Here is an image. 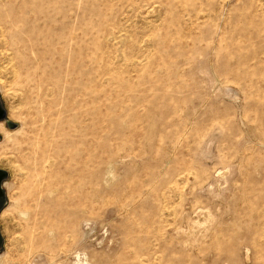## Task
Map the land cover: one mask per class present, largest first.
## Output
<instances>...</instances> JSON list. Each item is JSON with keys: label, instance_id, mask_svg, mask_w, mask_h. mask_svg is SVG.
Returning a JSON list of instances; mask_svg holds the SVG:
<instances>
[{"label": "rangeland", "instance_id": "obj_1", "mask_svg": "<svg viewBox=\"0 0 264 264\" xmlns=\"http://www.w3.org/2000/svg\"><path fill=\"white\" fill-rule=\"evenodd\" d=\"M0 264H264V0H0Z\"/></svg>", "mask_w": 264, "mask_h": 264}, {"label": "flooded vegetation", "instance_id": "obj_2", "mask_svg": "<svg viewBox=\"0 0 264 264\" xmlns=\"http://www.w3.org/2000/svg\"><path fill=\"white\" fill-rule=\"evenodd\" d=\"M5 122V125H7V120H6V114L5 111L3 110V107L0 105V123ZM3 125V124H0ZM5 178L4 174L2 173V170H0V206L3 204V191H2V181Z\"/></svg>", "mask_w": 264, "mask_h": 264}, {"label": "water", "instance_id": "obj_3", "mask_svg": "<svg viewBox=\"0 0 264 264\" xmlns=\"http://www.w3.org/2000/svg\"><path fill=\"white\" fill-rule=\"evenodd\" d=\"M7 126L10 129H15L17 127L15 124H12L10 122H7ZM2 173L4 174L5 177L7 176L6 172L2 171Z\"/></svg>", "mask_w": 264, "mask_h": 264}, {"label": "bare ground", "instance_id": "obj_4", "mask_svg": "<svg viewBox=\"0 0 264 264\" xmlns=\"http://www.w3.org/2000/svg\"><path fill=\"white\" fill-rule=\"evenodd\" d=\"M2 129H3V127H2V126H0V131H1V132L3 131Z\"/></svg>", "mask_w": 264, "mask_h": 264}]
</instances>
